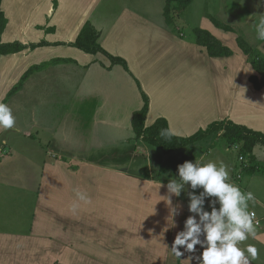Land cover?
Here are the masks:
<instances>
[{
	"label": "crops",
	"instance_id": "obj_1",
	"mask_svg": "<svg viewBox=\"0 0 264 264\" xmlns=\"http://www.w3.org/2000/svg\"><path fill=\"white\" fill-rule=\"evenodd\" d=\"M100 1H0L6 19L1 43L24 46L0 56V102L8 104L16 118L13 129H0V159L22 155L24 166L12 182L0 181V264H196L188 259L202 252L199 245L195 254L181 248L180 258L170 250L190 213L186 192L173 196L168 204L166 185L170 178H178L179 164L209 158L202 150L211 146L198 141L161 151L142 138L136 140L134 115L146 106L143 128L164 119L177 138L190 137L218 120L264 133V88L256 90L248 81L257 73L236 37L263 55L264 41L250 43L238 32L214 26L209 17L226 23L210 13L192 28L193 37L185 38L183 31L166 24L164 0L157 19L123 6L102 31L99 46L121 60L117 62L74 45L85 27L96 30L90 19ZM198 28L210 32L232 55L208 56L194 42L193 31ZM177 30L182 29L177 26ZM80 70L85 76L77 78ZM96 78L106 83L107 92L94 86ZM58 99L66 104L64 122L47 108L50 115L39 126L40 106L58 104ZM73 102H81L80 107ZM123 112L127 114L124 121ZM98 124L101 130L112 127L119 134L112 148L91 149L97 154L93 157L89 147L96 143L92 129ZM72 131L76 138L63 136ZM123 133L129 134L125 149L116 145ZM137 141L144 148L134 154ZM141 158L146 170L127 168L128 161L137 166ZM31 165L32 172L26 170ZM242 176L237 174L239 181ZM237 178L230 174L231 182ZM78 191L90 203L79 201ZM254 195L257 211L249 207L259 221L257 235L244 243L259 251L252 264H264V194ZM73 204H78L75 210ZM178 205L172 227L169 216ZM205 207L210 211L207 201Z\"/></svg>",
	"mask_w": 264,
	"mask_h": 264
},
{
	"label": "clouds",
	"instance_id": "obj_2",
	"mask_svg": "<svg viewBox=\"0 0 264 264\" xmlns=\"http://www.w3.org/2000/svg\"><path fill=\"white\" fill-rule=\"evenodd\" d=\"M260 4H264V0H260ZM253 27L257 39L264 41V14L258 16ZM15 124L11 107L0 102V129H13ZM174 135L171 128L160 132L164 139L170 140ZM177 172L178 178H170L166 185L168 204L171 206L173 196L180 197L186 192L190 215L184 221L183 229L175 235L170 249L173 255L180 258L184 254L181 248L195 254L199 245L202 252L188 259L195 260L196 264H252L259 251L255 245L244 242L257 235L259 222L249 207L250 202H256L254 193L242 191L239 185L231 182L230 169L223 161L203 157L194 162L184 161L177 166ZM76 195L79 201L90 203L86 194L78 191ZM206 201L210 211L205 207ZM77 207L78 204H73V210ZM178 207L171 209L172 227Z\"/></svg>",
	"mask_w": 264,
	"mask_h": 264
},
{
	"label": "rangeland",
	"instance_id": "obj_3",
	"mask_svg": "<svg viewBox=\"0 0 264 264\" xmlns=\"http://www.w3.org/2000/svg\"><path fill=\"white\" fill-rule=\"evenodd\" d=\"M164 0H102L97 5L96 9L93 12V15L91 16L90 22L95 25V33L97 35L98 41H100L101 33L106 31V29L111 25L113 20H115L116 16L119 14L120 10L123 8V6H130L137 8L142 13H149L153 14L154 18H158V11L157 9L161 6H163ZM259 4V7L257 5ZM147 9L153 10L152 13H150ZM205 13H210L212 16H216L217 18L221 19V21L226 23V25H229L231 28H233V33L236 34V32L240 33L244 36L246 40H248L250 43H255L257 41L256 33L254 32L253 24L256 19H258V16L260 14H264V4H260V0H192L191 4H189L188 7H186L182 12V18H175L177 21L180 19L181 21L177 22V25L174 24L175 22L170 25L171 30H175L177 32L183 31L185 38H192V28L195 26H199L200 23V17L206 16ZM223 15V16H222ZM256 15V16H254ZM253 16V17H252ZM249 17H252V19H249ZM89 22V23H90ZM177 26L182 30H177ZM98 30V31H97ZM228 35V33H226ZM251 45V44H250ZM70 76L74 77V74H71ZM76 76L79 78L80 76L84 77L83 70L76 71ZM81 77V78H82ZM92 83L94 86L99 85L101 89H103L105 92H107L108 87L106 83L99 80L98 78L92 80ZM64 91V90H63ZM80 99V97L78 98ZM83 101L85 100L82 98ZM80 101V100H77ZM81 101V102H83ZM81 102H73L76 103L75 105L79 104ZM138 102L140 104L141 100L138 98ZM66 106L65 101L62 99H58V104L54 103L47 107V104H43L40 106L41 118H38L37 124L40 126H43V122L45 121V117H49L50 112H47V108L52 111L51 113L53 116H55L56 120L59 122H64V107ZM78 108V107H77ZM75 107V109H77ZM133 108V106H132ZM122 120L124 121L127 117V114L124 112L120 115ZM94 129H92V132H94V138L95 145H91L89 147L90 149V155L93 157H97V154H94V152L91 149L98 150L100 148L109 149L112 148V141L118 137L119 131L113 130L112 127H108L106 130H101L100 125ZM33 130V129H32ZM81 134V132H78ZM135 133V132H134ZM136 134V133H135ZM50 135H52L50 131ZM67 139L72 140V138H76L75 132H67L63 134ZM121 142L117 143L116 145L118 148H127L129 145L127 141L125 140L129 134L126 133L121 134ZM137 136V134H136ZM141 136H137V139L139 141V138ZM18 138V137H17ZM29 139V138H28ZM38 140V139H37ZM31 141V140H30ZM137 141V145L134 154H138V150H142L144 148L143 145H140V143ZM212 143H205L206 146L204 147L202 152H204V155H207L209 153L210 157L207 159L215 160V161H223L226 165H228L230 169V174L235 175V179L237 178V174L243 175L241 178V181H236L235 184L239 185L242 189V191H251L254 194L260 193L264 194V175H261L260 173H264V152L259 153L260 151H264V147L257 145L254 149V155L256 156L255 160H252V157L248 155V153H243L240 150V146L237 144V146L229 145L224 140H222V137L220 134H216L214 137V140H212ZM19 143V142H18ZM41 143V142H39ZM75 147V146H74ZM17 149L20 150L22 146H16ZM214 151L217 152H213ZM211 150V151H210ZM17 153L19 151H16ZM143 152V151H142ZM198 153V151H196ZM200 152V151H199ZM213 152V153H212ZM123 153V152H121ZM144 153V152H143ZM37 154V153H36ZM162 157L163 155L160 154ZM135 156V155H134ZM165 156V155H164ZM22 155H16L15 158H1L0 159V181L2 182H12V177L14 175L20 176V173L24 170V166L22 163ZM256 165L261 171L260 173H246L243 172V167L247 168L251 165ZM129 164V161L127 163V168L130 170H138L139 168H142L141 170H146V162L141 158L139 159V162L136 164L137 166H131ZM231 165V167H230ZM34 167L31 165L28 167V169L32 172ZM250 184L251 187L248 189L244 188L245 185ZM257 195V194H256ZM256 204V203H254ZM250 203L249 206L255 208V211H257L256 206Z\"/></svg>",
	"mask_w": 264,
	"mask_h": 264
},
{
	"label": "trees",
	"instance_id": "obj_4",
	"mask_svg": "<svg viewBox=\"0 0 264 264\" xmlns=\"http://www.w3.org/2000/svg\"><path fill=\"white\" fill-rule=\"evenodd\" d=\"M1 1V0H0ZM191 0H165V7L163 11V16L166 24L171 25L174 19L179 16L183 10L189 6ZM214 26L224 30L232 32L233 29L227 25L221 24L218 20L209 17ZM6 19L0 10V36L5 27ZM194 42L197 45L203 46L206 49L208 56L210 57H225L231 56L232 51L224 46L217 38H215L210 32L204 29H195ZM236 44L242 53L247 57L249 63L251 64L253 70L257 75H251L249 77L250 84L253 85L254 89L260 90L264 88V55L259 53L258 50L253 48L246 42L241 36L236 37ZM76 46L89 52L96 53L101 52L117 62L120 59L110 56L106 53L100 46L97 39L95 31L90 27H85L83 33L79 36L75 42ZM24 48L23 45L18 42L13 43H1L0 41V56L15 53L21 51ZM121 64H124L123 62ZM32 69H29L21 80L27 77ZM19 85L15 86L17 90ZM146 113V106H144L139 112H137L133 117V130L137 136H141L143 141L151 144L155 148H158L164 152H171L176 149L187 147L198 141H203L202 143H212L216 134H220L222 140H224L229 145L238 144L240 150L243 153H248L252 160L254 161L256 156L254 155V148L257 145L264 147V133L260 131L252 130L246 126L236 124L230 120H218L211 122L207 125L205 129H200L194 135L187 138H177L172 136V138L164 139L160 136V132L163 129H168L167 123L164 119H157L153 125L147 128H143V120ZM257 164L247 167H243V170L248 173H252L258 170Z\"/></svg>",
	"mask_w": 264,
	"mask_h": 264
},
{
	"label": "built area",
	"instance_id": "obj_5",
	"mask_svg": "<svg viewBox=\"0 0 264 264\" xmlns=\"http://www.w3.org/2000/svg\"><path fill=\"white\" fill-rule=\"evenodd\" d=\"M255 219H256V221H258L256 217H255ZM258 222H259V221H258Z\"/></svg>",
	"mask_w": 264,
	"mask_h": 264
}]
</instances>
